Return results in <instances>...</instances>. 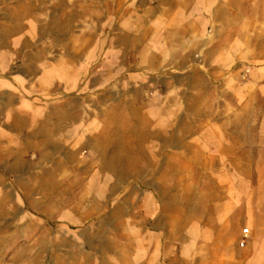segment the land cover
<instances>
[{"label":"rangeland","instance_id":"obj_1","mask_svg":"<svg viewBox=\"0 0 264 264\" xmlns=\"http://www.w3.org/2000/svg\"><path fill=\"white\" fill-rule=\"evenodd\" d=\"M116 1H73L89 5L79 9L85 15L76 12L75 32L86 25L94 43L102 34L110 46L111 93H103L98 77V51L95 94L80 99L96 118L93 131L67 134L57 144L36 137L27 146L2 147L7 141L0 138V264H104L101 251L119 240L111 230L106 238L84 234L103 214L94 211L93 194L109 192L89 188L93 173L114 166L112 180L129 181L140 163V144L153 132H161L164 179L180 178L182 189L189 176L202 190L225 172L252 177L250 139L264 126V0H234V12L220 15L217 30L184 43L181 51L192 56L181 58L179 42L170 41L165 53L171 56L152 59L155 67L143 65L134 49L138 39L149 38L147 21L135 22L144 33L120 48L125 62L119 73L116 35L132 24L129 19L126 25L129 14L116 12L129 0ZM218 161L221 167L212 166ZM123 191H110L114 201Z\"/></svg>","mask_w":264,"mask_h":264},{"label":"crops","instance_id":"obj_2","mask_svg":"<svg viewBox=\"0 0 264 264\" xmlns=\"http://www.w3.org/2000/svg\"><path fill=\"white\" fill-rule=\"evenodd\" d=\"M73 1L0 0V138L7 141L2 147L27 146L36 137L57 144L67 134L81 136L96 127L80 99L95 94L98 51L97 75L103 93H111L110 46L102 34L94 43L86 25L75 32L76 12L85 15L79 9L89 5ZM125 7L116 12L129 14L126 25L129 19L132 25L116 35L118 73L125 62L120 48L130 46L129 36L136 43L135 36L144 33L140 26L134 29L135 22L147 21L149 38L138 39L134 49L143 65L155 67L152 59L171 56L165 53L170 41L179 42L176 50L181 51L213 26L217 30L220 15L233 11L234 0H129ZM184 49L181 58L192 56ZM258 132L250 139L248 179L242 171L225 172L202 190V183L189 176L182 189L180 178L164 179L160 131L139 143L140 163L129 181L112 180L114 166L93 173L89 188L109 192L93 194L94 211L103 214L94 226L84 227V234L106 238L111 230L119 240L117 247L101 251L104 264H264V126ZM100 173L107 177L100 179ZM116 189L124 191L114 201L110 191ZM244 228L249 229L246 237Z\"/></svg>","mask_w":264,"mask_h":264},{"label":"built area","instance_id":"obj_3","mask_svg":"<svg viewBox=\"0 0 264 264\" xmlns=\"http://www.w3.org/2000/svg\"><path fill=\"white\" fill-rule=\"evenodd\" d=\"M248 231H249V229L244 228V236H245V237L248 236Z\"/></svg>","mask_w":264,"mask_h":264},{"label":"bare ground","instance_id":"obj_4","mask_svg":"<svg viewBox=\"0 0 264 264\" xmlns=\"http://www.w3.org/2000/svg\"><path fill=\"white\" fill-rule=\"evenodd\" d=\"M1 229H2V227H0V233H1ZM2 239H3V237H1V235H0V244L2 243Z\"/></svg>","mask_w":264,"mask_h":264}]
</instances>
